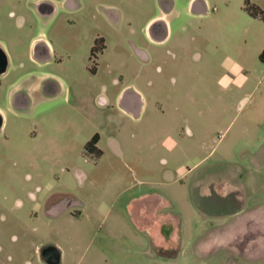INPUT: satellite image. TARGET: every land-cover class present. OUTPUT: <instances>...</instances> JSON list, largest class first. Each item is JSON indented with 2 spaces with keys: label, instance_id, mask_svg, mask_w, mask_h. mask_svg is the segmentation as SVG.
Listing matches in <instances>:
<instances>
[{
  "label": "rangeland",
  "instance_id": "obj_1",
  "mask_svg": "<svg viewBox=\"0 0 264 264\" xmlns=\"http://www.w3.org/2000/svg\"><path fill=\"white\" fill-rule=\"evenodd\" d=\"M36 1L0 0V45L11 58L0 104L6 107L8 84L20 77L48 74L64 86L52 97L42 86L44 98L24 113L38 116L34 123L9 122L33 126L26 135L34 138L13 131L11 144L0 139V264H46L38 252L46 245L60 250L61 264H154L149 251L148 259L139 254L144 234L126 205L155 191L164 217L187 227L189 238L164 249L177 255L165 264H264V22L246 13L244 0H207L201 17L185 14L186 0H176L172 38L147 63L134 47L144 41L155 0H76L78 9L68 10L66 0H47L55 8L47 16ZM249 1L264 11V0ZM99 3L129 15L125 33L121 22L110 31L117 43L127 39L109 52L115 81L105 88L79 62L82 21L90 27L99 19ZM39 43L63 62H32ZM125 86L140 91V114L120 108L116 95ZM125 93L126 105L132 92ZM94 132L103 133V153L83 146ZM44 155L66 161L22 159ZM63 190L100 205L102 225H92L90 207L76 220L68 212L47 215L51 201L73 196Z\"/></svg>",
  "mask_w": 264,
  "mask_h": 264
},
{
  "label": "crops",
  "instance_id": "obj_2",
  "mask_svg": "<svg viewBox=\"0 0 264 264\" xmlns=\"http://www.w3.org/2000/svg\"><path fill=\"white\" fill-rule=\"evenodd\" d=\"M41 0L36 1L33 6L37 2ZM176 0H161V3L163 4V7L166 9L160 10L153 15L147 17L145 19V23L141 29L140 36L144 41L141 42V46L134 47V49L137 51V54L139 58L145 62H152L154 60H159L162 56L161 49L164 47L172 38L173 28H172V21L173 16L177 17L175 14H173V10L176 6ZM206 5L207 0H186V4H184L183 8H185L186 13L189 16L193 15L195 16H206ZM35 9V8H34ZM259 19V18H254ZM261 20V19H260ZM156 21L155 23L162 24L167 29L163 37H156L154 34L147 30L148 26ZM189 36V35H188ZM35 40V39H34ZM45 44V43H44ZM46 45V44H45ZM144 45V46H143ZM0 47L3 49V54L5 55V63L7 62V68L6 71L0 74V77L5 76L10 68H11V58L7 51L4 49L2 45ZM50 50L53 49V47L47 46ZM264 48V46H260L258 50V54L260 51ZM30 52V60L32 62H44L46 59L38 60L33 56V53ZM48 60V59H47ZM164 61V60H163ZM55 63L54 61L44 63V64H51ZM164 65L165 61L163 62ZM158 72V71H157ZM32 74V73H31ZM34 76V79L31 78H18L13 81L9 82V91L7 95L5 96V104L6 107H3L0 104V114L6 115V113H15L20 110H27L28 107H30L33 103H36L37 100H41L42 98H39V94L42 92V80L44 78H48L51 76H48V74H39V75H31ZM36 76V77H35ZM39 79V81H36ZM52 78V77H51ZM57 80L56 78H54ZM20 80V81H19ZM58 87L49 93H44L46 97H52L57 95L62 91L63 83L57 80ZM127 90H131L132 94L129 96L130 100L129 103L126 105L123 104L124 101V92ZM22 95L27 100H25V104L21 105L20 100L17 96ZM39 98V99H38ZM116 100H118V104L122 111H126L129 114L137 113L140 114L143 108V97L140 93V91L137 88H132L130 86L123 87L118 94L116 95ZM125 105L124 108H122L121 105ZM102 134V133H100ZM102 143V139L100 140L98 144L99 150L102 151V148H100V145ZM102 155V154H101ZM63 192L67 194L73 195L72 198H74L77 203L74 205V207L68 206L66 207L63 212H68L72 218L79 219L83 214V210L85 208L90 207V214L88 215V219L92 221V225H102L103 220L105 218V215H103V218H100L101 216V206L97 205L96 207L93 206L90 199H85L83 197H80L76 195L73 192H70L68 190H63ZM35 191H27V194L29 196H33ZM32 194V195H31ZM164 198L161 195V193L158 192H145L141 193L136 197H133L130 199V201L127 203V210L129 217L131 218V224L138 227L144 234L145 240L142 241L143 244L146 245V250H140L139 254L146 255V259H148V256L150 255L152 258V263L154 264H165V262L174 261V259L177 257L175 254H170L165 252L166 248L170 247H177L181 245H187L189 242V238L186 239V234L184 231L187 227L184 225H178V223L170 225L171 220L169 218L164 217V213L162 210ZM19 203V202H18ZM73 209H77V214H73L71 211ZM59 213L58 215H60ZM55 215L54 217L58 216ZM53 217V216H50ZM173 218V217H172ZM107 230V229H106ZM109 230V229H108ZM184 237V239L182 238ZM92 240V238H90ZM137 245L136 242H133ZM176 248V249H177ZM147 251H149V255L147 254ZM144 257V260H146ZM138 262V261H137ZM141 263V262H140ZM138 262V264H140ZM61 264V257H60V263Z\"/></svg>",
  "mask_w": 264,
  "mask_h": 264
},
{
  "label": "flooded vegetation",
  "instance_id": "obj_3",
  "mask_svg": "<svg viewBox=\"0 0 264 264\" xmlns=\"http://www.w3.org/2000/svg\"><path fill=\"white\" fill-rule=\"evenodd\" d=\"M64 4H65V10L78 9V3L76 0H66ZM84 6H85V3H83V5L80 4V7L83 8ZM98 7H99L97 8L99 11L98 20L95 19L94 20L95 22H93L90 27L88 25H85L84 21H82L83 30L81 31L82 35L79 37H80V40L83 46H82V51L80 52L79 62L82 63V65L85 67V69L90 73L92 77H96L97 79H100L101 80L100 85L105 88V87H108L107 85L114 84V81H115L114 75L111 76V73L113 71L111 66L113 63L109 61V58H108L109 52L111 50H114V48L120 49L119 47L120 43H125L127 39L126 36H123V39L118 40L119 43H117L115 35H111L110 31L112 30V34H113V32L116 31L117 25H119L120 24L119 22H121L124 26L122 27V30L119 29V31H123V33H125L127 30L126 27L128 26L127 21L129 19V15L125 13L124 11L122 13H117L113 6L110 7L102 3H99ZM152 7H153L152 10L154 11V13L165 9L163 7V4L161 3V0H155ZM34 8L36 12L39 13L35 6ZM46 8H50V9L53 8L55 10L54 6L48 3L42 6V8H40V11L41 12L48 11ZM39 15L41 16L40 13ZM151 15L153 14L151 13L149 16ZM155 22L156 21L151 23L148 26L147 30L151 31L156 37H161V36L163 37L167 29L162 24H159V21L158 23H155ZM86 27L87 29L86 31H84ZM112 42L113 44H111ZM39 44L40 45L36 47V51L32 50L33 56L36 59L38 60L46 59V61H44L43 63H48L51 61L63 62L62 58H57L56 50H54V48L50 50L47 47V45H45L44 43H39ZM62 49L63 51H65L63 47ZM167 53H168V50H167ZM68 54L69 53H66L67 59L70 58ZM5 61H6L5 55L0 50V71L4 68ZM163 65L164 64L157 66L156 71L159 70L160 72L163 73L164 67H166L167 64L164 66ZM103 71L106 74L103 73ZM100 72H102V75L100 74ZM103 75H105V77H102ZM41 82H42L43 90L47 93L54 91L58 87L57 80L51 77L44 78ZM125 94L126 93L124 92V95ZM17 97L21 101L20 102L21 105L25 104V100H27L25 97H23L22 95L17 96ZM24 113H25V110H20L18 112H15L13 117L0 114V139L1 141H3V143L11 144L13 142V139L15 136L13 131H18L16 134L20 135L23 138H34L35 137L34 132L30 133L31 136L26 135V132L29 129H33V126L14 127V126L9 125V122L13 120H15L16 123L20 122V123H31L32 124L39 118L38 116H34L30 114L26 115ZM45 135H48V132ZM102 138H103V133L100 134V132H94L91 135V137L88 138L86 142H84L83 146L85 147L88 145V149L90 150H96V149L99 150L98 144ZM62 142L64 143V141ZM22 159L27 164H32V165L34 164V161L36 160H41L43 162L66 161L64 157H58V158L52 159L50 157H47L46 155L42 157L41 156L39 157L27 156ZM76 203L77 201L74 198H72V196L62 195L60 198L54 201H51L48 207L43 209V211L47 215L54 217L55 215H58L60 213L59 210H61L62 208L67 207L68 205H72L71 207H74ZM57 254H58L57 250L55 249L49 248L43 251V256L45 259L55 258Z\"/></svg>",
  "mask_w": 264,
  "mask_h": 264
},
{
  "label": "water",
  "instance_id": "obj_4",
  "mask_svg": "<svg viewBox=\"0 0 264 264\" xmlns=\"http://www.w3.org/2000/svg\"><path fill=\"white\" fill-rule=\"evenodd\" d=\"M51 4L49 1H47V0H41V1H39V2H37L36 4H35V7L37 8V11L41 14V15H43V16H47V15H49L50 13H52L53 11H54V9L53 8H46L48 11H44V12H41L40 11V8H42V6H44L45 4ZM52 5V4H51ZM53 6V5H52ZM0 50H2L3 51V49L0 47ZM6 68H7V62L5 63V65H4V68L0 71V74L1 73H3V72H5L6 71ZM68 206H71V205H68ZM67 206V207H68ZM66 209V207H64V208H62L61 210H59V212L61 213L63 210H65ZM55 249V250H57V256L55 257V258H48V259H45L44 258V256H43V251L45 250V249ZM38 252H39V257H40V259L43 261V262H45L46 264H59L60 263V257H61V252H60V250L56 247V246H53V245H46V246H42V247H40L39 248V250H38Z\"/></svg>",
  "mask_w": 264,
  "mask_h": 264
},
{
  "label": "trees",
  "instance_id": "obj_5",
  "mask_svg": "<svg viewBox=\"0 0 264 264\" xmlns=\"http://www.w3.org/2000/svg\"><path fill=\"white\" fill-rule=\"evenodd\" d=\"M243 9L249 16L253 18H259L264 22V11L257 4L252 3L249 0H244ZM258 59L260 62L264 63V48L258 54Z\"/></svg>",
  "mask_w": 264,
  "mask_h": 264
}]
</instances>
